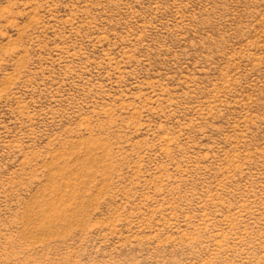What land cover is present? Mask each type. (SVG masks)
I'll list each match as a JSON object with an SVG mask.
<instances>
[{
    "label": "rangeland",
    "instance_id": "obj_1",
    "mask_svg": "<svg viewBox=\"0 0 264 264\" xmlns=\"http://www.w3.org/2000/svg\"><path fill=\"white\" fill-rule=\"evenodd\" d=\"M0 264H264V0H0Z\"/></svg>",
    "mask_w": 264,
    "mask_h": 264
}]
</instances>
